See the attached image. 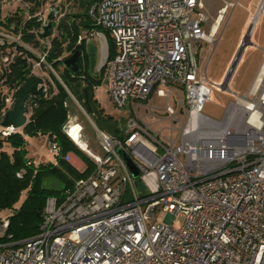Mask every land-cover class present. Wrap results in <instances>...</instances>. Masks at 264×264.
<instances>
[{"label": "built area", "instance_id": "obj_1", "mask_svg": "<svg viewBox=\"0 0 264 264\" xmlns=\"http://www.w3.org/2000/svg\"><path fill=\"white\" fill-rule=\"evenodd\" d=\"M236 1L221 0L212 22L205 0H99L92 5L96 26L77 42L97 41L95 70L104 69L112 102L126 112L118 126L122 138L96 129L102 150L96 155L79 123L64 126L94 167L60 197L47 198L36 234L0 241V264H264V59L246 94L228 105L221 120L201 111L208 89L196 47L214 42ZM262 8L264 0L232 68ZM49 9L57 12L54 5ZM34 17L39 33L48 19L41 12ZM108 39L114 47L111 58ZM6 40L18 41L0 30V46ZM44 56L39 53L36 65L46 63ZM10 60L1 56L0 78ZM2 90L7 110L15 97ZM155 91L166 99L160 111L169 121L168 136L132 115ZM73 127L77 140L70 134ZM12 131L0 127L3 135ZM49 147L58 153L56 143ZM119 149L138 168L137 178ZM157 213L165 219L156 221ZM6 226L3 217L0 234Z\"/></svg>", "mask_w": 264, "mask_h": 264}, {"label": "trees", "instance_id": "obj_2", "mask_svg": "<svg viewBox=\"0 0 264 264\" xmlns=\"http://www.w3.org/2000/svg\"><path fill=\"white\" fill-rule=\"evenodd\" d=\"M30 1L28 18L24 17V9L9 12L5 16L0 12V30L18 39L6 40L0 46V59L4 54L11 56L0 78V116L7 106L2 88L6 87L16 97L18 87L35 74L34 63L39 58L29 47L44 52L45 62L52 70H48L49 78L45 79V94L30 96L26 101L28 120L22 130H14L8 135L0 132V210H8L7 226L0 234V241H20L36 234L47 198L60 197L65 188L70 187L76 179L86 176L94 167L90 157L64 132L69 116V95L83 104L88 115L100 110L102 115L95 122L99 130L122 138L118 125L111 122V116L103 113L94 97L93 87L100 82L99 76L104 72L103 68L95 70V48H88L85 41L77 42L81 33L96 26L90 9L99 0H71L73 2H70L69 8L64 10L66 5H60V10L64 12L56 23V33L48 37L49 44H46L48 38L38 37L40 21L34 17L43 0ZM108 43L111 58L114 47L110 39ZM75 50L80 51V58L78 70L74 72L63 60ZM33 135H44L49 143L57 144L59 150L54 154L56 164L50 161L34 162L28 156L25 136ZM68 151H73L84 161L86 167L83 171L76 170L65 161L63 154ZM48 176L57 177L62 188H45L42 182Z\"/></svg>", "mask_w": 264, "mask_h": 264}, {"label": "rangeland", "instance_id": "obj_3", "mask_svg": "<svg viewBox=\"0 0 264 264\" xmlns=\"http://www.w3.org/2000/svg\"><path fill=\"white\" fill-rule=\"evenodd\" d=\"M206 9L211 16V22L217 16V10L221 6V0H205ZM262 0H237L233 8H230L227 15L221 22L219 30L213 38L214 42L202 41L196 47L197 62L200 67L203 77L206 79V98L202 102L201 111L204 115L214 120H221L228 105L235 102L237 98L244 96L248 91L257 70L264 59V8H262L253 29V34L250 41L241 50L238 64L232 68L231 64L235 56L240 50L241 43L244 39L246 29L249 27L252 18L257 12V9ZM30 0H0V12L5 16L9 12L24 9V17L30 16L28 12V4ZM70 2L65 0H43L42 5L37 12H41L46 17L50 15V6L54 5L56 13H52L53 17V33H56V23L63 14L65 8H69ZM66 5L63 10H60V5ZM211 24V23H210ZM210 26V25H209ZM208 33V27L206 28ZM49 39L46 44H49ZM45 42V40H42ZM88 48L94 47L95 58L98 60L97 41L91 37L87 41ZM30 50L38 57L41 51H36L29 47ZM34 72L46 79L49 78V67L42 62L40 65L34 63ZM61 65L58 66V69ZM105 72L100 75L101 80L93 87L94 97L96 98L99 107L103 113L111 116V122L122 127L125 123L126 112L120 113L118 108L112 102L107 85L104 79ZM206 92V91H205ZM174 94L170 96V102L173 103ZM165 97L154 92L150 95L146 102L137 110H132V115L140 118L144 124L151 127L153 130L161 131L165 136L169 135V130L165 127L169 126V121L166 120V114L160 110L165 104ZM69 108V118L66 126L74 123H79L82 127L83 140L86 141L89 150L96 155H102V150L97 138L96 119L102 114L100 110H96L94 115H88L83 104L69 95L67 100ZM98 109V108H97ZM158 109V110H157ZM143 124V126H145ZM146 127V126H145ZM174 127H178L177 124ZM99 129V128H98ZM21 131L22 128H18ZM104 131V130H103ZM176 134V129L174 130ZM84 142V144L86 145ZM77 146V145H76ZM28 155L33 156L37 161H54L55 155L51 153L49 140L44 135L29 136L27 144ZM8 210H0V218L7 217ZM164 214L157 213L156 221L164 220Z\"/></svg>", "mask_w": 264, "mask_h": 264}, {"label": "water", "instance_id": "obj_4", "mask_svg": "<svg viewBox=\"0 0 264 264\" xmlns=\"http://www.w3.org/2000/svg\"><path fill=\"white\" fill-rule=\"evenodd\" d=\"M51 14L52 13L47 16V23L42 25V31L38 33L39 38L46 39L53 36V17ZM79 58L80 51L75 50L71 55L63 60V63L75 72L78 70ZM44 85L45 79L37 74L31 75L27 80H25L17 89L15 101L0 118V127H11L14 130L22 128L28 120L26 101L30 96H43L45 94L43 88ZM118 152L132 173V176L137 178L139 176V170L132 159L123 149H119Z\"/></svg>", "mask_w": 264, "mask_h": 264}, {"label": "crops", "instance_id": "obj_5", "mask_svg": "<svg viewBox=\"0 0 264 264\" xmlns=\"http://www.w3.org/2000/svg\"><path fill=\"white\" fill-rule=\"evenodd\" d=\"M85 43L87 46V42H85ZM87 47H89V45ZM96 129H98V128H96ZM25 138H26V142L28 144L29 137L25 136ZM30 157L33 159L34 162H39V161L35 160V158L33 156H30ZM63 157H64L66 162H68L73 168H75L78 171H83L86 167L84 161L78 155H76L73 151H68V152L64 153ZM40 161H42V160H40ZM50 162H54L56 164L55 160L50 161ZM42 185L48 189H60L63 186L62 183L60 182V180L55 176H48V177L44 178Z\"/></svg>", "mask_w": 264, "mask_h": 264}, {"label": "bare ground", "instance_id": "obj_6", "mask_svg": "<svg viewBox=\"0 0 264 264\" xmlns=\"http://www.w3.org/2000/svg\"><path fill=\"white\" fill-rule=\"evenodd\" d=\"M216 28H217V26H216V24H215V25L213 26L212 33H214V32L216 31ZM262 69H264V67H262L261 70H262ZM77 129H78L77 127H73V128L71 129V132H70L72 138L75 139V140H77ZM79 143H80V145H81L83 148L86 147V145L84 144V142L80 141Z\"/></svg>", "mask_w": 264, "mask_h": 264}]
</instances>
